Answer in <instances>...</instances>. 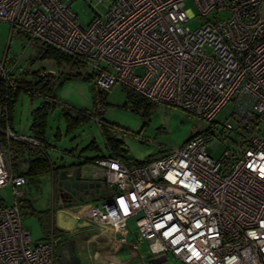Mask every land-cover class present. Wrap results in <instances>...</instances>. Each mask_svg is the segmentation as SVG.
<instances>
[{"label":"built area","instance_id":"obj_1","mask_svg":"<svg viewBox=\"0 0 264 264\" xmlns=\"http://www.w3.org/2000/svg\"><path fill=\"white\" fill-rule=\"evenodd\" d=\"M185 1L109 0L84 25L71 0H0V21L10 33L22 32L89 66L97 91L118 82L207 121L231 102L234 120L223 121L221 132L234 131L236 139L218 160L207 152L210 141L213 149L219 144L212 132L139 164L127 165L109 150L82 174L116 192L82 204L76 217L109 227L127 245L128 217L139 213L135 227L151 256L141 264H264V0H192L195 11ZM197 16L206 19L190 29L187 22ZM6 58L5 50L0 81L13 86ZM2 135L45 147L8 123L0 127V189L10 185L13 199L0 203V264H54L57 239L34 242L23 223L15 199L25 178L13 169ZM59 198L62 205L76 202Z\"/></svg>","mask_w":264,"mask_h":264},{"label":"rangeland","instance_id":"obj_2","mask_svg":"<svg viewBox=\"0 0 264 264\" xmlns=\"http://www.w3.org/2000/svg\"><path fill=\"white\" fill-rule=\"evenodd\" d=\"M109 0H71L70 7L82 24H86L95 13L104 10ZM185 6L195 11L192 0H186ZM226 16V12L218 14ZM206 18L195 17L187 22L190 29H195ZM38 41L30 39L24 33L15 30L10 33V26L0 21V57L8 47L6 66L13 75L24 76L28 81L40 80L39 73L52 71L46 86L56 98L55 105L49 109L46 118L43 156L49 158L54 170L47 172L25 173V182L19 187L22 195L16 202L22 212V220L29 230L32 241L44 239L46 231L51 228V211L57 205L59 197L57 167L60 164L85 157L105 156L108 154L106 137L118 143V151L126 162L134 164L148 157L162 155L165 148L180 145L189 137L199 132H212L219 140L216 148H207L208 154L218 160L225 149L236 139L234 131L221 132V124L226 119L234 120L233 104L226 103L215 115L213 121L189 113L185 109L147 99L136 102L127 94V89L116 82L111 87L97 91L93 72L89 66L57 64L53 59L41 56ZM137 72H142L138 67ZM47 90V89H46ZM46 93L43 90H40ZM32 95L20 90L14 100L10 123L18 134L33 135L30 132L32 111L45 97ZM96 93L103 111L99 117L104 129L98 125L95 117L81 120L78 124L67 126L65 113L74 115L77 110L92 111L96 105ZM21 143V142H20ZM48 143V144H46ZM93 146H87L88 144ZM17 145V156L12 151V161L21 171H25L30 156L39 154L40 150L21 143ZM39 150V151H37ZM60 171V172H59ZM52 172H54V182ZM56 180V181H55ZM12 188L5 185L0 189V203L11 202ZM139 213L130 215L127 220L128 236L137 237L135 218ZM48 230V231H49ZM47 231V232H48ZM172 256L169 255V258ZM175 264L178 263L174 260ZM54 264H58L55 256Z\"/></svg>","mask_w":264,"mask_h":264},{"label":"trees","instance_id":"obj_3","mask_svg":"<svg viewBox=\"0 0 264 264\" xmlns=\"http://www.w3.org/2000/svg\"><path fill=\"white\" fill-rule=\"evenodd\" d=\"M38 49H39L41 56L53 59L57 64H69V65H73V66L76 64L83 65L75 57H72L68 54H65L62 51L58 50L57 48H55L51 45L39 43ZM6 53L8 55V47L6 48ZM49 79H50V76H49V78L43 76L40 78V80H38V81L36 80L34 82H31V81L26 80L24 78V76H16V83L13 86H7L4 82L0 81V104L5 108V111H3L0 114V127L4 128L6 123H8L11 126V123H10L11 111L13 109L14 100H15L18 92L21 89L27 91L28 93H30L32 95L43 93L40 91V90H43L46 93H43L42 95L45 97L46 100H43L37 107H35L33 109V111H32V122L30 124V132L35 137H37L39 140L44 142L47 113L49 112V109H51L56 103V98L54 97L53 94H51L49 92L50 88L46 86V83ZM127 94L129 97H132L134 100H136V102H137V100L141 101V100L146 99L145 97H143V96H141V95H139V94H137V93H135L129 89H127ZM98 96H99L98 93H96V102H95L96 105L94 106V109L92 111L77 110V111H75L76 113L74 115L69 114V113H65V120L67 121L68 128H70L72 125L76 124V122L78 124L81 120H86L90 117H95V119L98 120V125H99V127H101V130L103 132V130H104L102 128L103 120H102V118H100L98 116L99 113L97 111V106L100 103V99L98 98ZM199 133H202V132H199ZM1 140L5 144V146L7 147L8 151H9V155H10L11 160H12V151L13 150L16 151V148H14V147L17 145H23V144H21L18 141H14V140L6 141L3 135L1 136ZM113 142L109 137L108 138L106 137V145L109 148V150H111L113 153H115L119 157H121L122 161L125 164L130 165V163L126 162L125 159L121 156V154L117 150L118 149V143L117 142L113 143ZM87 146H93V145L90 143ZM159 156H161V154L156 155V156H152V157H148L142 161L135 162L134 164H139V163H143L146 161H150V160L157 158ZM99 157H101V156H95L92 158L85 157L83 160L77 162L76 165H82V164H85L87 162H92V161H94V159H97ZM14 165H15V163L12 161L13 169H14ZM57 168L60 171L62 170L60 168V166ZM55 169H54V166L52 165V163L50 162L49 158H47L46 156H43V154L39 153V154H36V155H34L28 159L27 168L25 169L24 172H22V174L24 175L25 173L47 172L49 170L55 171ZM16 199H15V202H16ZM16 204H17V202H16ZM21 215H22V212H21ZM51 235L57 239V243L55 246V256H56L57 245L61 241L65 240L67 238L63 237V232L54 225H51V228L47 232L46 237H49Z\"/></svg>","mask_w":264,"mask_h":264},{"label":"crops","instance_id":"obj_4","mask_svg":"<svg viewBox=\"0 0 264 264\" xmlns=\"http://www.w3.org/2000/svg\"><path fill=\"white\" fill-rule=\"evenodd\" d=\"M39 152L42 154V150H40ZM15 156H17L16 151H15ZM81 160L82 159L79 158L64 163L62 165L60 164V168L62 170L66 169V172L64 173L67 176L71 175L72 173L76 174L77 169L79 170L78 173L79 178L76 179L75 177H73L72 179H70L71 181L74 180L85 183L99 182L100 186L98 187V191L92 194L89 193L91 188H83V190H85L86 192L85 196L88 195L87 200L84 201L76 200L75 204H73L72 207L82 205L86 202L97 201L102 197L112 195L116 192L114 187H108L103 181L95 179L90 174H82V171L89 170L92 164L91 162H87L82 165H76V163ZM14 170L17 172H24L21 171L16 164L14 165ZM52 176L54 182V172H52ZM60 181H62L61 185L59 184ZM67 182L68 179L66 178L61 179L58 177L57 184H58L59 192L61 191L60 186L64 187V184H67ZM104 187L105 189L103 190ZM92 189L94 190L95 187ZM65 191L66 189L64 188V192ZM59 197H58L57 205L53 206V210L51 211V215H50L51 224L56 226L58 229H60L63 232V237L65 238L70 237L74 239L75 251L79 256L80 264H141L142 257L144 258L146 257L147 259L151 258L148 252L146 241L138 237V235L137 237L127 236V245H121L118 241L115 240L112 234V230L109 227L100 228V227L88 225L86 223V225L83 224V226L75 228L67 224L66 222L64 223L62 219L63 214L64 215L67 214L66 215L67 217L69 215L76 217L77 211H72L70 209L71 206L68 207L67 205H62L60 203ZM79 222L84 223L83 221H79ZM61 224H65L64 225L65 229L61 228ZM47 231L45 233L44 239L49 238L46 237ZM137 244H138V248H133V245H137Z\"/></svg>","mask_w":264,"mask_h":264},{"label":"water","instance_id":"obj_5","mask_svg":"<svg viewBox=\"0 0 264 264\" xmlns=\"http://www.w3.org/2000/svg\"><path fill=\"white\" fill-rule=\"evenodd\" d=\"M52 71H46L43 73H39V77H48L50 75H52ZM64 172H66V169L61 170V173L59 174V178L63 179L66 178L68 179L67 184H64L63 186H60V197H63L65 195H68L69 197H73V200H80V201H84L87 200V196H85V190H83V188H91L89 193H95L98 191V187L100 186V183H94V182H89V183H85V182H79V181H74V180H70L73 177H75L76 179L79 178V170L77 169V173L74 174L72 173L71 175H66ZM59 184H62V181L59 182ZM95 189L93 190L92 188ZM64 188L66 189V191L64 192ZM105 189V187L103 188V190ZM71 206V207H70ZM85 205H78V206H74L72 207V205L68 204V207H70V209L72 211H78L81 212L83 207ZM67 215V214H66ZM63 214L62 219L63 222L77 228V227H81L84 225H86V223H82L79 222V220L77 219V217H73L72 215H69L68 217ZM65 224H61V228L65 229ZM56 258H57V262L58 264H80V260H79V256L77 255L76 251H75V241L73 238H67L63 241H61L58 245H57V249H56Z\"/></svg>","mask_w":264,"mask_h":264}]
</instances>
